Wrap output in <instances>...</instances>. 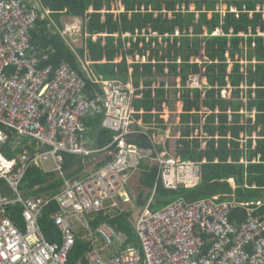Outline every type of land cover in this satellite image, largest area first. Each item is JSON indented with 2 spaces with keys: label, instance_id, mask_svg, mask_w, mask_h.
I'll list each match as a JSON object with an SVG mask.
<instances>
[{
  "label": "trees",
  "instance_id": "obj_1",
  "mask_svg": "<svg viewBox=\"0 0 264 264\" xmlns=\"http://www.w3.org/2000/svg\"><path fill=\"white\" fill-rule=\"evenodd\" d=\"M39 4L38 13L42 14L45 6L50 15L39 18L36 30L31 33L30 42L36 55H47L38 68L52 66L57 70L62 61H67L86 81L89 98L103 96V91L89 80L86 63L98 78L130 81L139 96L133 100L135 120L168 130L160 116L169 102L167 79L181 78L182 89L175 93L180 94L178 101L183 104L179 128L183 139L176 148L170 140L165 147L156 145L150 138L151 128L143 134L137 124L133 127L140 133L128 136L127 142L140 148H153L155 154L167 150L185 162L201 164L200 181L193 189L167 190L160 183L156 186V163L142 160L126 183L138 211L148 202L149 209L155 212L180 198L192 203L215 201L217 197V203L234 199L239 203H255L256 213L264 217V35L257 34L264 32L261 12L264 0H39ZM217 5L226 7L223 16L215 12ZM193 8L195 11H189ZM232 8L235 12H230ZM63 18L82 23V44H73L70 37L62 35L68 23ZM178 29L182 34L175 35ZM216 29L221 33L214 35ZM240 33L251 35L245 37ZM128 55L147 56V63L130 66ZM190 75L204 77L207 86L201 90L187 89ZM241 85L246 86L245 91ZM223 90L229 92V98L221 96ZM241 92L244 99L240 100ZM178 101L173 97L172 104L175 106ZM102 121L103 114L85 120L95 149L102 153L91 159L63 155V171L68 179L84 180L89 166L95 164L98 169L113 160L117 153L112 144L114 136L102 128ZM196 130L205 138L206 146L202 149L198 138L189 139ZM37 147L35 141L18 140L10 134L1 153L12 159L25 152L35 155ZM3 183L0 180V185ZM61 186L62 179L52 168L45 171L35 166L26 171L19 190L26 199L50 200L60 192ZM258 202L262 205L258 206ZM113 204L109 203V217L96 216L90 224L96 228L99 223H107L124 234L126 244L138 245L131 224L132 211H125L124 203L116 207ZM22 209L18 203L7 207L8 217L18 227L24 225ZM57 210V203L51 200L40 219L41 229L51 244L60 243V233L52 218ZM231 219L245 220V208L234 211ZM76 234L77 241L70 254L72 264L84 261L93 249L90 232L77 227ZM113 250L104 253H114Z\"/></svg>",
  "mask_w": 264,
  "mask_h": 264
},
{
  "label": "built area",
  "instance_id": "obj_2",
  "mask_svg": "<svg viewBox=\"0 0 264 264\" xmlns=\"http://www.w3.org/2000/svg\"><path fill=\"white\" fill-rule=\"evenodd\" d=\"M37 10L28 0H0V180L13 191L11 198L0 200V264H72L77 227L90 232L93 249L84 261L74 264H264V217L256 213L255 203L239 204L235 199L217 203V197L191 203L180 198L153 212L148 202L131 220L138 245L125 244L124 234L107 223L92 227L90 220L98 212L109 215V203L116 207L130 202L126 183L139 161L156 150L126 142L128 136L140 133L135 124L142 127L134 118L130 82L103 80L88 69L89 80L103 91V96L89 98L86 81L67 61L57 70L38 68L47 55L33 54L31 33L36 21L50 12ZM81 32L82 23L76 19L67 23L62 35ZM97 114H103L102 128L118 143L117 153L107 165L87 172L84 180L68 179L63 155L91 159L102 153L89 145L85 125V120ZM10 134L37 142L35 155L4 157L1 147L9 142ZM48 160L62 179L60 192L50 200L22 197L19 185L26 171L35 166L47 171L44 162ZM155 162L156 186L160 183L178 191L199 184L200 164L182 161L167 150ZM51 200L58 205L52 218L60 233V243L53 244L40 225ZM16 203L24 208L23 227L7 214V207ZM240 207L245 208L246 219L235 222L231 214ZM111 250L114 253H104Z\"/></svg>",
  "mask_w": 264,
  "mask_h": 264
},
{
  "label": "rangeland",
  "instance_id": "obj_3",
  "mask_svg": "<svg viewBox=\"0 0 264 264\" xmlns=\"http://www.w3.org/2000/svg\"><path fill=\"white\" fill-rule=\"evenodd\" d=\"M36 8L37 7H39V8H41V6H40V4H39V2L38 1H36ZM217 7H219V11L217 10ZM120 8V7H119ZM43 10L44 11H48L47 10V8H45V6H43ZM37 11H40V10H37ZM189 11H195V9L193 8V9H190ZM260 10H259V8H258V12H259ZM215 12H217V13H220L222 16L225 14V12H226V7L224 6V5H217L216 7H215ZM230 12H235V10L232 8V9H230ZM262 12V15H263V17H264V10L263 11H261ZM45 15H48L47 14V12H45ZM209 17H210V14H209ZM64 20H67L66 22H68L69 24H71L72 22H71V19H69V18H66V19H64L63 18V22H64ZM80 26H78V30L76 31V32H78L79 31V28ZM217 30V29H216ZM219 30V29H218ZM220 31V30H219ZM190 32H191V34H192V29L190 30ZM71 33V32H70ZM221 33V32H220ZM220 33H216V31L215 32H213V34L214 35H216V34H220ZM151 35H158L157 33H150ZM180 35V34H182V31L181 30H177L176 31V33H175V35ZM204 34H206V33H204ZM257 34L258 35H264V32H260V31H257ZM80 35L81 34H79V33H75V34H71L70 35V38H71V42L73 43V44H82V42H83V40H82V37H80ZM143 35H145V36H148V34H143ZM240 35H242V36H245V37H247V36H249V35H251L250 33L249 34H242V33H240ZM98 36L97 35H95L94 36V38H97ZM128 45H131L130 43L128 44ZM140 45H141V43H140ZM34 55H36V53L34 52L33 53ZM37 56V55H36ZM40 57V56H39ZM122 59V56H120V58H118V60L120 61ZM126 60H127V63L131 66V65H133V64H137V63H147V56H139V55H135L134 57H132V56H130V55H128L127 57H126ZM197 60V59H196ZM178 61V63H181V60H177ZM197 61H199V60H197ZM199 63H200V61H199ZM131 70V69H130ZM166 81V80H165ZM167 81L169 82H167V84H166V88L167 89H169V92H170V94H169V102L168 103H166L163 107H165V111L163 112V113H161V118H163L164 119V121H165V123L166 122H168L169 124H168V129H170V130H160V129H155V128H153V127H151L150 125L149 126H147V125H145V124H142V127H140L141 128V130L142 131H144L145 133L146 132H148V129H150V130H152L153 131V133H152V135L150 136V138H151V140H152V142L153 143H155L156 145H158V146H162V147H164V146H166V144H167V142L170 140V141H172V144H173V147L174 148H176V146H177V144H178V141H180L181 139H183L182 138V134L180 133V127H181V123H180V114L182 113V111H183V104L181 103V102H179L178 101V98L180 97V94H176L175 93V91L176 90H180V89H182V86H181V78L180 77H178L177 79H173V78H169V79H167ZM130 82V81H129ZM131 83V82H130ZM132 84V83H131ZM132 86H133V84H132ZM205 86H207V82H206V80H205V78L204 77H202V76H200V75H190L189 76V80H188V82H187V86H186V88L187 89H189V90H193V89H199V90H201L203 87H205ZM133 88H134V86H133ZM142 88V86L140 87V89ZM240 88H241V90H246V86L245 85H241L240 86ZM134 90V95H133V99H132V107H133V100H134V98H137V97H139V96H136V94H135V91H136V89L134 88L133 89ZM242 93H244V92H241L240 93V95H239V99L241 100V99H244V96H242ZM221 96L223 97V98H229V92H227V91H225V90H223L222 91V93H221ZM173 97H176V99H177V101L178 102H175L176 103V105L174 106L173 104H172V99H173ZM204 97V92L202 93V98ZM244 101H246V100H244ZM203 110H206L205 108H203ZM244 113H246L247 114V112H244ZM255 113V112H254ZM250 117H253V118H255V116L254 115H250ZM153 126H156V125H153ZM193 136H190L189 137V139L191 140V139H196V138H198L199 139V141L201 142V149L202 148H204L205 146H206V142H205V138H204V136H201L202 134H201V132L199 131V130H196L193 134H192ZM254 138L256 139L257 138V136H256V134L254 135ZM114 141H115V139H113ZM150 140V139H149ZM242 140H246V139H242ZM114 141H113V143H114ZM169 141V142H170ZM126 142H127V138H126ZM118 143H114V145L116 146ZM120 145V144H119ZM163 153H165V152H163ZM163 153H160V154H153L152 156H150V158H144V159H142V160H145V159H150L151 161H149L151 164H153V163H156V165H157V162H155V160L157 159V157H159L161 154H163ZM169 153V152H168ZM171 153V152H170ZM170 153H169V155H170ZM172 154V153H171ZM173 155V154H172ZM171 155V156H172ZM155 157H156V159H155ZM179 158V157H178ZM153 159H155V160H153ZM181 159V158H180ZM142 160H140L139 161V163L142 161ZM182 160V159H181ZM183 161V160H182ZM139 163H138V165H139ZM191 163H193V162H191ZM202 164H204V162L202 163ZM242 164H246V162L245 161H242ZM44 165H45V167L47 168V169H49V170H47V171H50L51 170V168H52V162L50 161V160H48V161H45L44 162ZM138 165H137V167H138ZM201 165V164H200ZM95 167H96V165L94 164V165H91V166H89V168L86 170V172H89V171H92V170H94L95 169ZM160 167V166H159ZM161 168V167H160ZM157 169H158V167H157ZM158 174V173H157ZM229 182V184L231 185V186H233L234 187V182L233 181H228ZM130 192V196H131V199H132V202H131V204L130 205H124L123 206V208H126V209H128V210H131L132 212V216H131V220H134V218L136 217V214H137V211H138V209L139 208H136V206H135V204H134V199L135 198H133L132 197V195H131V193H133L132 191H129ZM126 244V243H125Z\"/></svg>",
  "mask_w": 264,
  "mask_h": 264
},
{
  "label": "water",
  "instance_id": "obj_4",
  "mask_svg": "<svg viewBox=\"0 0 264 264\" xmlns=\"http://www.w3.org/2000/svg\"><path fill=\"white\" fill-rule=\"evenodd\" d=\"M91 144L93 145L94 141H91L89 145ZM12 195H13V191L8 185L6 184L0 185V200L11 198ZM98 216L102 217L103 213L101 211L98 212Z\"/></svg>",
  "mask_w": 264,
  "mask_h": 264
},
{
  "label": "clouds",
  "instance_id": "obj_5",
  "mask_svg": "<svg viewBox=\"0 0 264 264\" xmlns=\"http://www.w3.org/2000/svg\"><path fill=\"white\" fill-rule=\"evenodd\" d=\"M164 111H165V109H164ZM163 119V118H162ZM164 120V119H163ZM138 121V120H137ZM166 124L168 125L169 123L168 122H166ZM169 130V129H168ZM91 141H94V140H91ZM94 144H95V141H94ZM93 144V145H94ZM127 144H128V142H127ZM130 145H132V144H130ZM91 146H92V144H91ZM133 146H135V145H133ZM95 147V146H94ZM116 147V146H115ZM95 169H96V167H95ZM85 173H87L86 171H85ZM172 191V190H171ZM129 193V192H128ZM152 193H153V190H152ZM129 196H130V193H129ZM131 202H132V199H131V196H130V202L129 203H127V204H125V205H130L131 204ZM239 203V202H238ZM239 204H246V203H239ZM124 209H126V208H124ZM141 211V210H140ZM140 211H137V213H139ZM137 215V214H136ZM100 217V216H99ZM102 217H109V215H105V213L103 212V216Z\"/></svg>",
  "mask_w": 264,
  "mask_h": 264
},
{
  "label": "crops",
  "instance_id": "obj_6",
  "mask_svg": "<svg viewBox=\"0 0 264 264\" xmlns=\"http://www.w3.org/2000/svg\"><path fill=\"white\" fill-rule=\"evenodd\" d=\"M29 2H30V5H36V1H34V0H29ZM71 21H74V20H71ZM80 45V44H79ZM86 69L88 70V69H90L89 67H86ZM88 136H89V138L91 139V140H93L92 139V133L90 132V131H88Z\"/></svg>",
  "mask_w": 264,
  "mask_h": 264
}]
</instances>
